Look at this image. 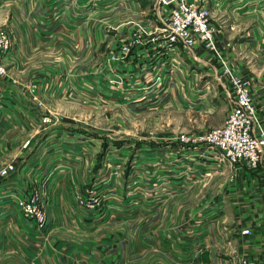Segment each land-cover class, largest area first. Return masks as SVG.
<instances>
[{
  "label": "crops",
  "instance_id": "1",
  "mask_svg": "<svg viewBox=\"0 0 264 264\" xmlns=\"http://www.w3.org/2000/svg\"><path fill=\"white\" fill-rule=\"evenodd\" d=\"M141 1L0 0V25L12 40L0 74V167H16L0 179V190L41 188L51 206L50 239L37 253L34 242L22 238L34 228L11 203L0 201V264H238L242 257L264 264V161L251 169L215 158L211 172L197 179L163 182L157 193L147 187L141 194L139 257L133 260L131 239L123 256H107L100 247L117 230L116 212L107 208L108 221L94 228L69 207L67 197L90 180L95 142L82 149L60 145L54 153L35 96L50 108L88 93L84 78L93 71L100 43L144 20ZM192 1L222 24L217 39L224 56L250 80L251 97L264 112V0ZM109 25L120 30L104 33ZM70 133L65 137L76 138ZM244 228L250 233L242 234Z\"/></svg>",
  "mask_w": 264,
  "mask_h": 264
},
{
  "label": "rangeland",
  "instance_id": "2",
  "mask_svg": "<svg viewBox=\"0 0 264 264\" xmlns=\"http://www.w3.org/2000/svg\"><path fill=\"white\" fill-rule=\"evenodd\" d=\"M192 2L210 12L208 7L198 5L195 1ZM141 4L144 12L140 13V17L144 20L134 22L128 32L120 33L118 31L120 29L115 25L106 26L104 33L118 31L119 34L115 38L105 35L104 40L100 43L101 48L99 47V53L92 63L94 64L93 71L87 72L84 78L88 93L73 95L66 105L64 102H57L50 108L43 106V102L37 95L35 96L37 108L42 107L45 111L44 114H48L42 115L41 123L48 126L43 131L50 133L48 139L54 147V153L56 152L55 148L60 145L70 144L74 147L77 145L82 149L95 142L93 146V150L96 152L95 161L91 165L90 180L76 186L75 192L72 190L73 198L67 197L69 207L81 212L80 218L94 228L108 221L107 208L110 212H116L114 216L110 215L117 221L115 223L117 225L116 232L110 233L109 243L98 245L102 247V251L107 256H123L125 243L127 242L128 245V241L131 239L134 249L132 260L139 257L141 194L147 192V187H149L148 192L157 193L159 189H163L160 186L161 183L173 179H197L210 173L216 163L214 162L216 161L215 157L199 159L198 156H195L196 159L192 158L190 161L182 159L181 161L185 164L169 165L160 169L163 164L160 165L158 152L163 150V147L174 146L175 143H171L172 141L169 139L175 138L177 135L198 134L222 126L231 110V103L216 78L213 77L212 69L214 72H216V68L218 69L217 76L221 77L230 91L233 80L229 72L238 75L232 70L227 57L224 56L225 52L221 49L223 42L217 39L219 30L223 29L222 24L216 18L212 22L210 13L209 24L213 32V49L196 44L189 50L179 44L176 56L166 55L165 58H160L161 56H155L158 54L154 52L146 58L148 62H144L142 59V62L137 64L141 61L142 50L146 47L144 45L134 48V52L126 58L127 60H117V51L120 45L136 29V23H143L151 33L156 30L159 32L161 28L155 15V0L152 4L149 0H142ZM0 27L5 29L10 41L9 52L2 60L5 69L4 62L9 57L12 40L7 27L3 25ZM144 63L158 68L163 65L164 68L160 73L167 72L164 86L154 88V92L147 95L148 100L130 106L124 103L127 89L118 95L110 92L111 89L114 90L110 79L121 75L116 71L118 66L120 68L125 65L127 68H131V72L134 74ZM122 71L129 72L125 67H122ZM157 74L159 73L155 74L154 71L151 74L152 87H156L155 77ZM138 77L136 76L133 80L139 81L141 78ZM242 79L246 80L247 78L242 77ZM246 81L250 83L249 79ZM205 84H207V88L205 87L204 91ZM255 107L261 128L264 131V112H259L257 105ZM62 112L66 117L61 118L60 114H64ZM70 132H75L76 138L65 137L72 136ZM28 145L29 140H25L23 148H28ZM70 154L76 158V153ZM186 163H190V165L197 163V165L195 169H192ZM5 165H12L13 170L3 178H7L16 170L12 162L5 163L3 166ZM1 190L19 196V198H28V201L44 214V220L41 223L35 219L25 218L17 203L11 201V205L17 208L24 220L34 228L30 238L27 234L24 236L22 234V238L32 240L35 251L42 253L51 234L49 232L51 217L48 213V208L51 206L46 202V193L41 188L38 190L28 189L26 185H22L16 193ZM159 192L167 193L168 190ZM107 193L110 195L105 197ZM59 206L58 203L56 207ZM3 207L4 205L0 206V209ZM134 262L138 261L134 260Z\"/></svg>",
  "mask_w": 264,
  "mask_h": 264
},
{
  "label": "built area",
  "instance_id": "3",
  "mask_svg": "<svg viewBox=\"0 0 264 264\" xmlns=\"http://www.w3.org/2000/svg\"><path fill=\"white\" fill-rule=\"evenodd\" d=\"M155 15L161 24L158 32L151 33L143 23H136V29L130 33L129 38L124 41L118 51L117 60H127L134 48L146 46L141 53V61L148 62L146 59L150 54L157 52L160 58L176 56L179 44L184 45L189 50L196 44H202L205 48H214L213 32L209 24V12L204 7H198L190 0H155ZM10 49V41L5 29L0 27V73L4 72L2 64ZM143 57V58H142ZM163 65L157 66L144 63L139 69L131 72V68L125 65L116 68L120 76L110 79L111 93L118 95L127 89L125 94V104L135 106L138 102L146 101L147 95L154 92V88L164 86V79L167 72L162 71ZM125 67L129 72L122 71ZM159 73L155 77L156 87H152L150 80L152 72ZM117 74V73H116ZM232 78L231 91L224 84L221 77H216V81L222 87L223 93L231 103V110L222 126L198 134L177 135L169 139L175 143L171 147H163L159 155L160 169L165 166H177L183 163L182 159L190 161L200 158L215 157L231 165H243L247 168L255 169L264 161V131L261 128L257 115L255 103L250 93V83L242 76L230 73ZM118 75V74H117ZM135 75V76H134ZM139 76V81L133 78ZM238 79H242L237 81ZM207 88V84L204 85ZM168 144V143H167ZM194 162V161H193ZM192 162V163H193ZM189 164L190 163H186ZM197 163L190 165L189 168L195 169ZM193 166V167H191ZM200 166V165H198ZM13 170L12 165H5L0 168V178L6 177ZM177 175H179L177 173ZM162 178V177H161ZM163 183L160 184L162 186ZM0 201L17 203L25 218L35 219L43 222L44 214L37 210L30 201L19 196L6 193L0 190ZM242 234L250 233L248 228L241 231ZM238 264H259L247 257L240 258Z\"/></svg>",
  "mask_w": 264,
  "mask_h": 264
},
{
  "label": "bare ground",
  "instance_id": "4",
  "mask_svg": "<svg viewBox=\"0 0 264 264\" xmlns=\"http://www.w3.org/2000/svg\"><path fill=\"white\" fill-rule=\"evenodd\" d=\"M216 77L218 78V76L216 75Z\"/></svg>",
  "mask_w": 264,
  "mask_h": 264
}]
</instances>
